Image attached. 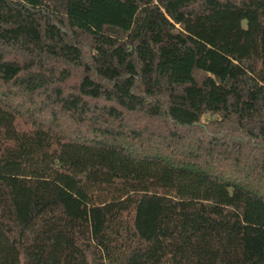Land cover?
<instances>
[{"label": "trees", "instance_id": "trees-1", "mask_svg": "<svg viewBox=\"0 0 264 264\" xmlns=\"http://www.w3.org/2000/svg\"><path fill=\"white\" fill-rule=\"evenodd\" d=\"M0 264H264V0H0Z\"/></svg>", "mask_w": 264, "mask_h": 264}, {"label": "rangeland", "instance_id": "rangeland-1", "mask_svg": "<svg viewBox=\"0 0 264 264\" xmlns=\"http://www.w3.org/2000/svg\"><path fill=\"white\" fill-rule=\"evenodd\" d=\"M211 119H213V118L210 115H206L203 118L204 121H208V120H211Z\"/></svg>", "mask_w": 264, "mask_h": 264}]
</instances>
